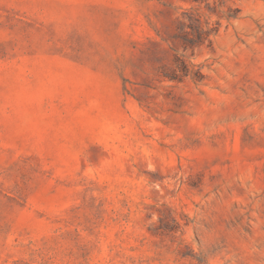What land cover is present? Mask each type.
Listing matches in <instances>:
<instances>
[{
  "label": "rangeland",
  "instance_id": "374dc122",
  "mask_svg": "<svg viewBox=\"0 0 264 264\" xmlns=\"http://www.w3.org/2000/svg\"><path fill=\"white\" fill-rule=\"evenodd\" d=\"M0 264H264V0H0Z\"/></svg>",
  "mask_w": 264,
  "mask_h": 264
},
{
  "label": "trees",
  "instance_id": "16d2710c",
  "mask_svg": "<svg viewBox=\"0 0 264 264\" xmlns=\"http://www.w3.org/2000/svg\"><path fill=\"white\" fill-rule=\"evenodd\" d=\"M194 29H195V31L197 33L196 36H197L199 41L207 40V38L210 35V32H203L199 26H195Z\"/></svg>",
  "mask_w": 264,
  "mask_h": 264
}]
</instances>
